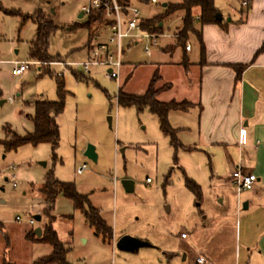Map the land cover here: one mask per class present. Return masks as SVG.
Returning <instances> with one entry per match:
<instances>
[{"label":"rangeland","instance_id":"374dc122","mask_svg":"<svg viewBox=\"0 0 264 264\" xmlns=\"http://www.w3.org/2000/svg\"><path fill=\"white\" fill-rule=\"evenodd\" d=\"M159 1L148 7L138 5L145 19L161 14L163 3L179 0ZM244 1L215 0V4L224 22L229 19L238 22L247 18L251 8L252 1L248 7L243 5ZM83 3L85 0H0V141L6 139V127L20 136L32 133L36 103L60 100L58 81H63L65 91V109L57 117L60 144L56 160L49 144H26L12 151L0 145V223L4 225L0 231V264H34L49 256L53 252L50 245L29 242L26 236L39 228L43 234L44 228L51 223L59 241L70 248L66 257L70 264H144L137 254L105 244L95 235L84 213L76 210L73 202L63 195L57 198L54 211L46 212V201L38 188L50 171L58 181L74 184L78 193L101 211L102 219L114 229L118 239L139 231L151 242H163L176 231L190 232L193 227L202 232L205 225L226 213L230 219L237 215L236 189L229 187L231 191L227 190L223 196L210 187L213 159L198 147L193 149L195 130L192 133L178 131L179 147H176L171 138L161 132L158 118L149 110L138 113L135 108H123L118 103L122 85L127 82L126 92L142 95L159 67L164 83L174 85L176 96L183 91L186 80L180 70L171 65L184 54V48L177 47L176 40L171 37L176 34L175 28L179 30L182 26V14L171 18H174L169 31L171 38L161 40L160 47L151 55L144 52L142 42L135 45L125 40L124 65L120 79L114 80L109 77L108 69L100 66L85 73L53 65L83 62L87 58L92 34L86 28H73L79 21ZM37 11H42L56 27L49 45L52 58L41 62L39 69L16 77L13 63L33 61L30 47L37 33L34 21L28 20L22 25L23 17ZM255 20V23L261 21L257 17ZM169 22L165 29L170 26ZM197 28L200 29V25ZM170 42L175 50L169 52L168 47L167 52H162L160 48ZM186 44L193 47V52L187 54L191 62H197L201 56L199 40L190 36ZM47 71L50 74L44 73ZM76 73L84 79L78 80ZM162 87L163 83L157 84V88ZM161 98L167 101V93ZM175 115L182 122L191 119ZM179 119L170 121L175 130ZM89 146L95 148L97 161L85 156ZM80 169H83L81 173ZM13 175H16L15 180ZM185 176L202 188L201 205L188 189ZM124 180L134 182L133 193L126 192L122 185ZM242 198L245 192L240 200ZM38 215L42 216L40 222L35 220ZM260 216L252 217L250 222L257 223ZM18 217L21 222L17 221ZM31 219L35 224L29 223ZM262 220L251 231L252 242L262 236ZM215 226L212 229L218 231L222 224ZM207 231L198 237L202 246L203 240L209 238ZM216 240L220 241L218 237ZM228 240L231 239L225 244L231 243ZM191 243L190 240L187 244ZM225 244L221 245L225 248ZM237 245L239 251H244L241 243ZM252 264L263 263L255 260Z\"/></svg>","mask_w":264,"mask_h":264},{"label":"crops","instance_id":"0c3cea01","mask_svg":"<svg viewBox=\"0 0 264 264\" xmlns=\"http://www.w3.org/2000/svg\"><path fill=\"white\" fill-rule=\"evenodd\" d=\"M263 1L252 0L244 23H240L242 20L234 22L229 19L227 30L218 25L205 26L202 30L205 54L203 55L201 49L200 59L191 62L187 54L193 52L192 47L190 52L184 50L183 56L171 64L180 70L186 80L183 91L176 96L174 85L164 83L162 76L160 83H163V86L170 84L172 88L159 96L161 102L187 101L193 104L187 112H171L169 120L172 122L173 118H180L175 117V114L187 118L190 116L189 121L185 119L182 122V119H179L177 131L192 133L195 130L196 141L193 149L198 147L213 159L214 170L210 187L215 193L224 196L228 193L227 190L231 191L229 187L236 189L231 185V176L238 168L257 176L254 189L245 192V198L241 200L242 194L236 190V217L230 219L226 213L222 218L205 225V231L211 230L207 231L209 238L203 240V246L198 237L205 231L198 232L197 228L193 227L190 232L183 229L176 231L163 242H151L149 237L139 231L131 233L129 236L151 245L129 253L137 254L144 264H196L199 255L206 259L207 264H252L255 260L264 264V230L259 239L251 241V231L258 222H263L262 218L264 219V50L261 51L264 46ZM86 2L87 0L85 4ZM85 4H82L81 9ZM256 17L261 20L259 23H255ZM173 19L169 20L170 26L168 25L164 32L175 40L176 35L170 37L169 34ZM103 25L104 22L100 25L91 47L86 50V60L98 41L108 39L110 32ZM177 31L175 28V32ZM172 45L170 42L160 49L167 52L168 47ZM235 66L243 67L240 75ZM165 93L167 101H162L161 96ZM242 129L246 132L244 145L240 143ZM258 214L261 216L257 223L250 222L251 218ZM218 223H221L222 227L214 231L212 226H217ZM2 228L4 225L0 223V231ZM184 232L187 233L186 239L181 238ZM229 238L231 243L225 244ZM119 239L114 231L112 245L116 247ZM190 240L192 243L187 244ZM236 243H241L244 251H239ZM221 244H225V248ZM230 244L232 246L229 247ZM194 246L197 250H194Z\"/></svg>","mask_w":264,"mask_h":264},{"label":"trees","instance_id":"16d2710c","mask_svg":"<svg viewBox=\"0 0 264 264\" xmlns=\"http://www.w3.org/2000/svg\"><path fill=\"white\" fill-rule=\"evenodd\" d=\"M123 6L127 5H140V6H151L152 0H118ZM167 4L163 8V12L153 19H143L141 28L145 32L161 34L166 29V23L168 20L175 15L182 14L181 28L176 32V45L182 47L186 51V44L190 36L196 37L201 45L203 55L205 54V45L202 40V30L205 26L218 25L224 30L228 28V22L219 21L217 15L219 10L216 7L215 0H179L174 3L165 2ZM163 7V5H162ZM0 9H2L0 4ZM6 13H10L7 12ZM28 20H32L37 25L36 38L31 43L30 57L33 61L44 62L52 58L49 54L50 38L55 33V25L53 21L48 18L42 11H37L34 15L23 17V23ZM104 22V13L98 12L88 18L83 23L78 21L73 28H86L92 34V39L97 35L100 25ZM245 20L240 21L244 23ZM200 25V29L197 28ZM94 35V36H93ZM175 46L170 47L169 52H173ZM264 50V46L261 51ZM237 73L243 70V67H236ZM50 74V71L44 72ZM78 80H83L84 76L78 73L75 74ZM163 80L160 74V70L157 69L146 92L142 95L129 93L124 90L127 82L120 87L118 94V103L123 108H135L138 113H143L149 110L151 114L158 118L161 132L171 138L172 144L179 147L177 139L178 131L173 129L169 116L171 112H187L193 104L183 101H171L161 102L159 96L172 88L170 84L164 85L162 88H157V84ZM61 98L58 101H39L35 106V113L32 117L34 124V131L28 133L25 136H20L13 133L9 128H5L6 139L0 141L6 151L16 150L19 147L30 144L38 146L41 144H49L52 147L54 153V160L57 159L56 151L60 144V130L57 123V117L60 116L65 109L64 99V83L58 81ZM183 147V146H182ZM191 149V148H188ZM186 184L188 189L196 196L197 202L202 203V188L193 180L185 176ZM40 195H42L46 201V212L54 211L57 198L63 195L71 202H73L76 210L84 213L85 218L89 225L94 229V233L97 237L101 238L105 244H112L114 239V230L111 228L106 221L101 217V211L91 205L88 198L79 194L76 187L72 183H63L55 178L53 171H50L45 180L44 184L38 188ZM48 215V214H47ZM27 240L36 244H48L53 248V252L46 257L39 259L34 264H70L66 257L69 253L70 248L59 241L57 233L54 231L52 223L48 224L44 230L42 236L39 238L35 235L34 231H30L27 236Z\"/></svg>","mask_w":264,"mask_h":264},{"label":"built area","instance_id":"2783aa9c","mask_svg":"<svg viewBox=\"0 0 264 264\" xmlns=\"http://www.w3.org/2000/svg\"><path fill=\"white\" fill-rule=\"evenodd\" d=\"M251 1L252 0H245L243 5L248 7ZM159 3V0H152V5H157ZM98 12L104 13L103 26L110 32L108 39L106 41H98V39H96L98 42L91 49L90 57L83 62H65L55 63L53 65L60 66L61 68H68L70 70H83L85 73H90L91 68L94 66H100L108 69V75L111 79L119 80L120 72L124 65L123 55L125 40H129L131 44L135 45H139V43L142 42L144 52L147 55H151L154 49L160 47L161 40L168 38L165 32L157 34L143 31L141 23L144 17L136 5L123 6L118 0H87L86 4L81 9L83 18L86 20L94 14L97 15ZM191 50L192 46L188 44L186 51L190 52ZM13 65L15 66L13 70L14 76L21 77L32 69H39L41 62L15 61ZM240 143L242 145L246 143V132L244 129L240 131ZM82 170L83 169H80L79 173H81ZM12 179L15 180L16 175H13ZM257 180L256 175L247 173L242 168L236 169L231 176L232 185L239 194L252 191ZM148 182H150V180ZM13 187L17 188V184L13 183ZM17 221L21 222V218L18 217ZM29 223L33 225L35 224V220L31 219ZM181 238L186 239L187 233H183ZM196 264H207V261L203 256L199 255L196 259Z\"/></svg>","mask_w":264,"mask_h":264},{"label":"water","instance_id":"95a60500","mask_svg":"<svg viewBox=\"0 0 264 264\" xmlns=\"http://www.w3.org/2000/svg\"><path fill=\"white\" fill-rule=\"evenodd\" d=\"M166 6H167V4H163V8H165ZM78 19L83 23H85L87 21L85 18H83L82 13L79 15ZM217 19L219 21H223V17L220 13L217 15ZM110 125H111V119H110ZM85 156L88 157L90 160L97 161V154H96L95 148L93 146H89L87 148ZM122 185H123V187L127 193H133L135 191V184L131 180L122 181ZM35 220L37 222H40L42 220V216H40V215L36 216ZM35 235L40 238L42 236V229L39 228V229L35 230ZM150 246H151L150 243L145 242V241H141L140 239H137V238H134V237L128 236V235L123 236L116 243V247L119 250H121L122 252H127V253H135V252L139 251L140 249L148 248Z\"/></svg>","mask_w":264,"mask_h":264}]
</instances>
